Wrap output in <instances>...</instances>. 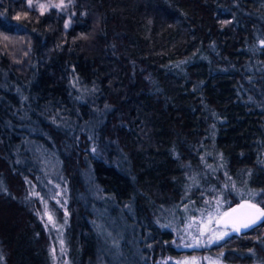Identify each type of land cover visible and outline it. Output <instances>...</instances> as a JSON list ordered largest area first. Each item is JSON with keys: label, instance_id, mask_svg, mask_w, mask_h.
<instances>
[{"label": "trees", "instance_id": "1", "mask_svg": "<svg viewBox=\"0 0 264 264\" xmlns=\"http://www.w3.org/2000/svg\"><path fill=\"white\" fill-rule=\"evenodd\" d=\"M75 2L66 29L0 0V261L181 264L167 210L264 209V0ZM50 157L69 211L61 256ZM115 222L136 250L124 263L104 245ZM203 253L264 264V222Z\"/></svg>", "mask_w": 264, "mask_h": 264}, {"label": "rangeland", "instance_id": "2", "mask_svg": "<svg viewBox=\"0 0 264 264\" xmlns=\"http://www.w3.org/2000/svg\"><path fill=\"white\" fill-rule=\"evenodd\" d=\"M18 1V0H16ZM29 6V9L35 12L37 15H43L52 11L56 12L59 16H63L64 27L66 29L72 28L75 25L76 15V2L75 0H25ZM58 5V6H57ZM11 29L16 33H23V28L19 26H11ZM43 166V179L45 185L49 190V199L55 200L56 204L53 208L50 207V211L46 213L48 222H50L53 230H59V234L56 236V249L54 255H62L64 252L63 248V234L57 226L56 217L58 212L62 215H68L67 201H65L64 189L61 184L57 183V174L59 172V166L55 158H42ZM214 203L205 212L198 211L197 213L188 214V211L182 209L179 210H167L164 218H167L171 229L175 232L178 241V248L188 250L189 254H185L184 257L179 258L181 264H217L214 262V256L206 254L204 255L203 250L211 248L215 244L221 242L226 237L234 234V228L222 226L220 223L221 218L229 210L224 209L223 203L220 204L219 200L213 201ZM251 202V201H248ZM253 203V202H252ZM54 210L55 215L51 214ZM57 211V213H56ZM163 215V214H162ZM184 217V220H179ZM59 223V221H58ZM124 229L119 222L111 224L106 228L107 237L104 239V245L111 254V258L114 261L124 263L130 260V257L136 253L134 244L129 243L124 249L119 245V241L124 238ZM59 235V236H58ZM62 238V239H61ZM56 258V257H55ZM0 264L1 261H0ZM55 264H65L60 260Z\"/></svg>", "mask_w": 264, "mask_h": 264}, {"label": "water", "instance_id": "3", "mask_svg": "<svg viewBox=\"0 0 264 264\" xmlns=\"http://www.w3.org/2000/svg\"><path fill=\"white\" fill-rule=\"evenodd\" d=\"M249 205H255V208L249 207ZM257 208L264 210L255 203L244 201L243 203L237 205L236 207L232 208L227 213H225L221 218L220 223L222 226L234 228V231L237 234L247 233L259 227L263 223L262 221H258L254 226L248 228L241 227V225L247 223L248 220L255 215ZM237 228H239L240 230L237 231Z\"/></svg>", "mask_w": 264, "mask_h": 264}, {"label": "snow or ice", "instance_id": "4", "mask_svg": "<svg viewBox=\"0 0 264 264\" xmlns=\"http://www.w3.org/2000/svg\"><path fill=\"white\" fill-rule=\"evenodd\" d=\"M249 207L255 208V205H249ZM258 221L264 222V210H261L259 208L256 209L255 215L251 219H249L247 223H244L243 225H241V227L248 228V227L254 226L256 225ZM236 230L239 231L240 229L237 228Z\"/></svg>", "mask_w": 264, "mask_h": 264}]
</instances>
